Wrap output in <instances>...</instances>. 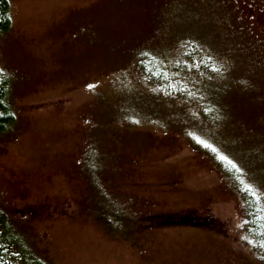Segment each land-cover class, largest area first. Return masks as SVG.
<instances>
[{
    "label": "rangeland",
    "instance_id": "374dc122",
    "mask_svg": "<svg viewBox=\"0 0 264 264\" xmlns=\"http://www.w3.org/2000/svg\"><path fill=\"white\" fill-rule=\"evenodd\" d=\"M9 5L0 210L17 263L264 264L207 155L222 151L264 195V0ZM145 58L166 85L140 73Z\"/></svg>",
    "mask_w": 264,
    "mask_h": 264
},
{
    "label": "trees",
    "instance_id": "16d2710c",
    "mask_svg": "<svg viewBox=\"0 0 264 264\" xmlns=\"http://www.w3.org/2000/svg\"><path fill=\"white\" fill-rule=\"evenodd\" d=\"M10 24L11 15L9 0H0V33L7 31L8 28H10ZM146 58L139 60L140 73L147 79H152L158 86L162 87L166 85V78L162 71L152 76L146 67ZM10 87L11 81L0 69V132L5 130L15 118L12 104L8 101ZM220 153L222 154V151L214 146H210L207 155L213 158L216 166L221 168L226 177L232 180V185L240 193L243 199V209L245 210V229L249 233L252 242H254L255 251L259 252L264 258V195L255 184L252 187L249 178L246 176L241 166L239 167L235 164L232 165L228 161H223V157H221ZM193 220L194 219L190 221L186 220V222H182V224L208 227L216 224L213 215L208 218H195V220ZM12 233L14 234V232L11 231L6 214L0 210V264H18L17 262L20 259V253L18 251L20 243L15 240L13 235H11ZM16 246L18 248H16ZM25 263L41 264L35 259H30Z\"/></svg>",
    "mask_w": 264,
    "mask_h": 264
},
{
    "label": "flooded vegetation",
    "instance_id": "af4514ba",
    "mask_svg": "<svg viewBox=\"0 0 264 264\" xmlns=\"http://www.w3.org/2000/svg\"><path fill=\"white\" fill-rule=\"evenodd\" d=\"M158 215H160V214H158ZM166 215L167 214H164L163 216H164V219H162V225H165V226H168V225H174L173 223H175V221H174V219H176V220H179V221H181L180 223H182V222H186V220L187 221H190V220H192V219H194L195 220V218L193 217V216H181V217H179V218H171V217H166ZM193 220V221H194Z\"/></svg>",
    "mask_w": 264,
    "mask_h": 264
},
{
    "label": "snow or ice",
    "instance_id": "6c2138e0",
    "mask_svg": "<svg viewBox=\"0 0 264 264\" xmlns=\"http://www.w3.org/2000/svg\"><path fill=\"white\" fill-rule=\"evenodd\" d=\"M89 87H92L91 85H89Z\"/></svg>",
    "mask_w": 264,
    "mask_h": 264
}]
</instances>
